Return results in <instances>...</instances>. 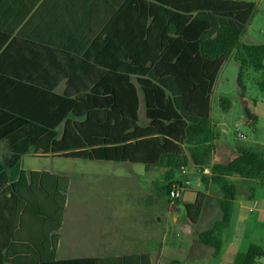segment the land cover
I'll return each mask as SVG.
<instances>
[{
    "label": "trees",
    "instance_id": "obj_1",
    "mask_svg": "<svg viewBox=\"0 0 264 264\" xmlns=\"http://www.w3.org/2000/svg\"><path fill=\"white\" fill-rule=\"evenodd\" d=\"M90 1L113 11L100 35L103 62L86 56L97 74L69 79L70 85L85 80L86 88L67 89L62 95L46 93L56 119L51 123H36L30 112L0 107L7 117L0 128L16 132L15 138L7 139L11 153L0 160V264H33L31 249L41 255L40 264H152L150 255L55 261L70 179L21 169L26 154L42 151L62 159L167 169L162 191L168 206L172 186L184 184L175 180L176 175L182 174V168H194L203 176L206 192H198L192 203L175 205L187 208L185 216L193 225L208 210L219 211V218L198 239L218 258L236 201L243 195L254 200L256 188H264L263 153L238 147L235 159L211 165L217 141L211 98L225 62L233 57L239 64L238 83L245 102L247 71L264 70V44L241 43L256 4ZM25 86L29 91L23 95L31 99L36 93ZM140 93L146 126L139 124ZM245 112L249 123L256 125L257 116L247 105ZM62 124L59 139L56 131ZM263 260L264 246L252 244L237 254L234 264H264Z\"/></svg>",
    "mask_w": 264,
    "mask_h": 264
},
{
    "label": "crops",
    "instance_id": "obj_2",
    "mask_svg": "<svg viewBox=\"0 0 264 264\" xmlns=\"http://www.w3.org/2000/svg\"><path fill=\"white\" fill-rule=\"evenodd\" d=\"M112 11V7L94 4L90 0H0V107H12L30 112L36 118L34 120L36 123L55 122L53 105L49 99H46L48 98L46 93L62 95L67 89L80 91L86 88L85 80L70 85L69 79L97 74L86 56L90 54L95 60L103 62L100 35L103 33L104 24H107L112 17ZM25 85L33 87L36 93L31 99L23 95L25 90L29 91ZM139 96V124L146 126L148 123L146 107V119L141 124V100L144 101V98L141 93ZM229 108L230 106L227 109ZM4 116L0 113V124L6 122L4 118L7 117ZM212 124L214 126L213 122ZM63 131L64 124L56 131L59 139ZM8 135L15 138L16 132L7 133L4 128H0V139L3 138L0 140V160L11 153L7 142ZM237 148L235 152L233 151L235 154L226 155L216 147L211 165L232 161L237 156ZM25 156L58 158L44 151L30 152ZM216 159H221L223 162L217 163ZM144 168L147 172L152 169L145 166ZM21 169L27 172H48L26 170L23 165ZM162 171L166 176L167 169ZM205 172L209 174L210 169ZM71 184L70 179L69 191ZM206 217L211 219L213 225L219 218V211L210 209L202 219ZM263 229V187L256 188L254 200L243 195L236 201L232 224L224 233V247L218 258L214 256L213 249L198 242L199 234L204 230L189 231L187 242L190 249L187 253H182L185 244L169 242L164 235L163 238H160L162 235H158L156 240L151 229H146L145 226L132 229L131 233L127 232L123 236L120 235L121 233L118 236L114 227L111 232L105 233L102 230L100 232L82 230L81 227H75L73 224L71 226L67 202L63 226L59 231L60 239L55 261L150 255L152 264H210L216 260H219L218 264H234L237 254L246 251L250 245L264 246L261 233ZM113 234L117 235L113 236ZM21 248V245H17V249ZM30 252L32 263L40 264L41 255L34 249Z\"/></svg>",
    "mask_w": 264,
    "mask_h": 264
},
{
    "label": "rangeland",
    "instance_id": "obj_3",
    "mask_svg": "<svg viewBox=\"0 0 264 264\" xmlns=\"http://www.w3.org/2000/svg\"><path fill=\"white\" fill-rule=\"evenodd\" d=\"M248 1L254 2L256 9L246 26L241 43L264 44V0ZM239 69V64L230 57L225 62L213 90L212 122L217 134L216 147L226 155L235 154L233 151L235 152L237 146L264 154V70L247 71L244 80L245 102L238 83ZM225 100L228 102H224ZM245 105L257 116L256 125L248 122ZM140 118L142 124L146 119L143 100ZM215 162L223 161L216 159ZM22 165L26 170L48 171L70 177L72 184L67 200L69 225L81 227L82 230H102L106 233L111 232L114 227L118 236H123L127 232L131 233L132 229L145 226L146 229H151L156 240L158 235H162L160 238L165 236L174 244H185L182 253H187L190 249L187 242L189 231H203L212 226L209 217L193 225L186 216H178L168 210V196L162 191L167 181L162 169L152 168L147 172L144 166L129 163L33 156L23 157ZM202 177L194 168H189L185 174L176 175L175 180L189 182L180 203H192L198 192H206ZM261 233L264 238V229ZM156 244L159 245V242L156 241ZM218 263L219 260H216L210 264Z\"/></svg>",
    "mask_w": 264,
    "mask_h": 264
},
{
    "label": "built area",
    "instance_id": "obj_4",
    "mask_svg": "<svg viewBox=\"0 0 264 264\" xmlns=\"http://www.w3.org/2000/svg\"><path fill=\"white\" fill-rule=\"evenodd\" d=\"M187 172L186 168H182V173L185 174ZM189 185V182H184L183 185H173L170 191V205H175L178 201H180L182 193L187 189V186Z\"/></svg>",
    "mask_w": 264,
    "mask_h": 264
},
{
    "label": "water",
    "instance_id": "obj_5",
    "mask_svg": "<svg viewBox=\"0 0 264 264\" xmlns=\"http://www.w3.org/2000/svg\"><path fill=\"white\" fill-rule=\"evenodd\" d=\"M168 210H171L175 215H182V213H188L187 208H185L183 205L168 206Z\"/></svg>",
    "mask_w": 264,
    "mask_h": 264
},
{
    "label": "flooded vegetation",
    "instance_id": "obj_6",
    "mask_svg": "<svg viewBox=\"0 0 264 264\" xmlns=\"http://www.w3.org/2000/svg\"><path fill=\"white\" fill-rule=\"evenodd\" d=\"M178 216H185V213H182V215H178Z\"/></svg>",
    "mask_w": 264,
    "mask_h": 264
}]
</instances>
